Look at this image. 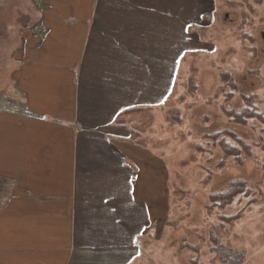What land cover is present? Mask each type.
Returning <instances> with one entry per match:
<instances>
[{"label": "crops", "instance_id": "obj_1", "mask_svg": "<svg viewBox=\"0 0 264 264\" xmlns=\"http://www.w3.org/2000/svg\"><path fill=\"white\" fill-rule=\"evenodd\" d=\"M54 1L24 34L19 108L0 109V264H137L169 211L159 131L207 11Z\"/></svg>", "mask_w": 264, "mask_h": 264}, {"label": "rangeland", "instance_id": "obj_2", "mask_svg": "<svg viewBox=\"0 0 264 264\" xmlns=\"http://www.w3.org/2000/svg\"><path fill=\"white\" fill-rule=\"evenodd\" d=\"M54 3L0 0V109L19 108L11 84L24 34ZM193 15L201 21L192 26L191 70L177 83L171 115L159 131L169 211L159 239L148 242L137 264H224L221 252L234 256L235 264L238 255L242 264H264V123L241 112L248 106L249 115L250 109L264 116V0H203ZM234 114L245 124L236 123ZM222 143L236 148L239 158L227 156ZM240 179L247 194L226 206L210 199Z\"/></svg>", "mask_w": 264, "mask_h": 264}, {"label": "trees", "instance_id": "obj_3", "mask_svg": "<svg viewBox=\"0 0 264 264\" xmlns=\"http://www.w3.org/2000/svg\"><path fill=\"white\" fill-rule=\"evenodd\" d=\"M227 79L229 78H232V76L230 75H226ZM223 78V77H222ZM224 79V78H223ZM229 84L232 85L234 87V81L232 80H229ZM248 106H245L241 112L244 113L246 116H248L249 118H252L253 116H257L258 117V120L261 121L262 123H264V116L260 113H254L252 112L250 109H249V112L253 115H249L248 113L245 112V108H247ZM233 111V109H232ZM231 112V110L229 111ZM171 115V112L169 113ZM230 117H233L234 120L236 121V123H239V124H245L241 118H239L236 114L234 115H231ZM228 133H231L230 131H226V134ZM219 134V133H218ZM232 134V133H231ZM215 135V134H213ZM217 136V134H216ZM224 136V133L222 134L221 137ZM219 141L221 142V138L219 139ZM239 142V145L241 147V149H246V144H241L240 143V139L238 140ZM221 149L225 152V154L227 156H230V155H233V154H236L237 153V150L236 148H233V147H230L228 146L226 143L225 144H221ZM239 149V148H238ZM241 149H239V152L241 151ZM238 155V158H239V153H237ZM249 191V188H248V185L247 183L243 180V179H240V180H234L231 182V185L229 186V188L227 189V191H225L223 194H213L210 196V199H212L213 202H218L220 201L221 203L219 204L220 206H226L228 205L237 195L241 194V193H245L247 194ZM216 248V247H215ZM220 249V248H219ZM196 251H198V249H196ZM220 255L222 256L220 259L223 261L224 264H230V263H234L235 264V257H231V258H228L226 257V254L224 252H221ZM230 256V255H229ZM196 258V259H195ZM194 259L197 261L198 258L197 257H194ZM236 260L237 262H239V264H242L243 263V258H240V256H236ZM237 264V263H236Z\"/></svg>", "mask_w": 264, "mask_h": 264}]
</instances>
